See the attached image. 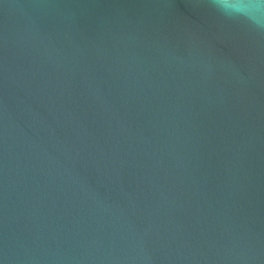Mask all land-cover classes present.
I'll list each match as a JSON object with an SVG mask.
<instances>
[{
    "label": "water",
    "instance_id": "95a60500",
    "mask_svg": "<svg viewBox=\"0 0 264 264\" xmlns=\"http://www.w3.org/2000/svg\"><path fill=\"white\" fill-rule=\"evenodd\" d=\"M0 264H264V33L0 0Z\"/></svg>",
    "mask_w": 264,
    "mask_h": 264
},
{
    "label": "clouds",
    "instance_id": "9594fccd",
    "mask_svg": "<svg viewBox=\"0 0 264 264\" xmlns=\"http://www.w3.org/2000/svg\"><path fill=\"white\" fill-rule=\"evenodd\" d=\"M209 6L226 20L243 21L253 31L264 33V0H209Z\"/></svg>",
    "mask_w": 264,
    "mask_h": 264
}]
</instances>
